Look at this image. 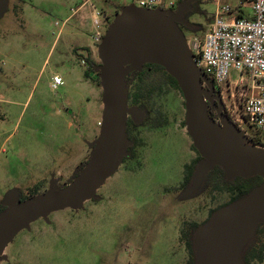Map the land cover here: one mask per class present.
<instances>
[{"label": "rangeland", "instance_id": "1", "mask_svg": "<svg viewBox=\"0 0 264 264\" xmlns=\"http://www.w3.org/2000/svg\"><path fill=\"white\" fill-rule=\"evenodd\" d=\"M190 1L192 10L186 18L193 27L184 34L190 41L203 38L218 7L229 6L232 18L238 10L245 17L251 14L248 0ZM133 4L132 0H8L0 15V206L12 191L23 196L43 193L52 177L58 186L68 184L87 162V144L99 134L102 90L95 80L97 72L84 77L89 68L79 56L99 65L91 39L94 21L104 35L115 13ZM153 73L157 79L159 74ZM55 75L63 85L52 90ZM220 92L224 113L250 137L241 89L222 87ZM141 111L144 119L137 125L141 145L135 159L121 163L106 180L97 191L99 200L84 203L77 212L52 213L48 223L31 224L6 247V260L0 264L188 262L183 225H201L230 196L208 195L202 187L186 195L189 186H180L184 167L197 155L176 90L165 87L155 100L153 112H160L166 121L162 128H149V114Z\"/></svg>", "mask_w": 264, "mask_h": 264}, {"label": "water", "instance_id": "2", "mask_svg": "<svg viewBox=\"0 0 264 264\" xmlns=\"http://www.w3.org/2000/svg\"><path fill=\"white\" fill-rule=\"evenodd\" d=\"M8 0H0V15ZM191 1L180 2L174 11L120 8L97 46L99 65L94 66L101 87L102 114L97 139L88 143L89 158L77 175L63 187L50 182L43 193L20 201L19 193L7 194L0 212V263L14 238L38 220L48 221L52 213L83 209L84 203L99 199L97 191L113 176L131 145L126 136L128 117L139 124L144 115L128 106L126 78L144 65L164 69L175 82L183 99L184 126L192 147L201 157L196 164L186 195L198 191L206 175L219 167L227 180L259 177L262 182L244 198L216 211L193 235L195 264H244L242 254L256 228L264 223V147L248 138L224 113L214 84L197 69L186 38L178 24ZM209 105L217 121L210 118Z\"/></svg>", "mask_w": 264, "mask_h": 264}, {"label": "built area", "instance_id": "3", "mask_svg": "<svg viewBox=\"0 0 264 264\" xmlns=\"http://www.w3.org/2000/svg\"><path fill=\"white\" fill-rule=\"evenodd\" d=\"M132 1L134 6L148 10L171 11L177 7L175 0ZM249 4L248 17L232 18L229 6L218 7L203 38L186 41L197 69L214 85L241 89L244 121L264 135V0H249ZM235 13L240 15L239 10ZM102 37L99 23L94 21L93 43L98 46ZM62 85L59 76L51 78L52 90Z\"/></svg>", "mask_w": 264, "mask_h": 264}, {"label": "trees", "instance_id": "4", "mask_svg": "<svg viewBox=\"0 0 264 264\" xmlns=\"http://www.w3.org/2000/svg\"><path fill=\"white\" fill-rule=\"evenodd\" d=\"M180 2L181 1L177 2V5ZM241 16H243L242 12L240 13V15H238V17H241ZM79 57L83 60V62L89 68L84 73V77L88 78L89 76L88 72L95 73L94 63L87 57H84L81 55ZM154 71H156V73L159 74V76L156 77L157 79H154L155 78L154 77L155 73H153ZM96 76L97 78L95 80L99 84L98 74ZM126 83L128 86V105L131 107H137L141 110L146 111V113L149 114V117L147 120L150 122L149 127L151 129L154 130V129L162 128L166 124V121L162 118V115L160 112L158 111L153 112L155 100L161 96L162 91L165 87L174 89L180 94V91L176 85V82L169 75L165 73L163 68L157 65L147 64L143 66L140 72H136L133 77L128 76L126 78ZM209 116L211 119H213L210 113H209ZM225 116L227 115L225 114ZM129 127H134V124L131 121H127L126 123L127 138L129 139V141H133L135 144L139 143L135 139L129 138V135H128ZM249 133L251 135L250 137H248L249 138L248 142L257 147H263L264 135H262L261 133L253 129L249 130ZM192 149L197 154V158L193 160L190 165H186L184 167L183 179L180 185L182 188H186L189 186L191 178L194 174L195 166L201 160V157L198 155V153L194 150L193 147ZM127 152L132 153V149H128ZM125 160L126 159H124V161ZM261 182L262 180L259 177H253L249 179L235 178L229 181L226 179L225 174L222 171V169H220L219 167H215L213 170H211L206 175L201 187L204 190H206V193L208 195L213 194L215 192L226 193L230 196V199L228 202L222 204L215 210L211 211L209 214V217L214 211L226 205H229L232 202H235V201H238L244 198L251 190L257 187ZM37 194H38L37 192L32 193V194L30 193L27 196H23L20 194L19 195L20 201L23 202L29 198L37 196ZM4 209L5 208L0 207V212H2ZM209 217L207 218V220L209 219ZM206 221H204V223ZM204 223H202L201 225H203ZM201 225H195L193 223L183 225L182 240L184 241L187 251L190 255V258L186 264H195L194 254L192 250V241H193L194 232ZM242 258H243L244 264H254V263L260 264L263 262L264 260V223L260 224L256 228L252 241L246 246V248L243 251Z\"/></svg>", "mask_w": 264, "mask_h": 264}, {"label": "flooded vegetation", "instance_id": "5", "mask_svg": "<svg viewBox=\"0 0 264 264\" xmlns=\"http://www.w3.org/2000/svg\"><path fill=\"white\" fill-rule=\"evenodd\" d=\"M191 10H192V8H190V10L188 11V12H186L184 15H183V20L185 21V24H181V23H179L178 24V26H179V28L181 29V31L183 32V34H185L187 31H189V30H191V28L193 27L192 26V24L187 20V15L191 12ZM171 11H174V10H171ZM109 26V24L107 25V27ZM107 29V28H106ZM185 36V35H184ZM220 87H218L217 85H214V92H213V95H215V96H218V97H220L221 98V95H220ZM208 111H209V113H210V115L212 116V118H213V120H215V121H217V115H216V111L214 110V108H213V106H211V105H209V108H208ZM127 121H131V119H130V117H128V119H127ZM132 122V121H131ZM143 122V120L140 122V123H142ZM148 123H150L149 121H147ZM133 123V122H132ZM139 123V124H140ZM144 123H146V122H144ZM134 124V123H133ZM139 124H134V127H129L128 128V135H129V138H131V139H135L136 141H138L139 143H137V144H135L133 141H130V143H131V145L128 147V149H132V153H128V157L127 158H125L126 160L125 161H132V160H134L135 159V154H136V149L138 148V146H140L141 145V143H140V138H139V130H138V126L137 125H139ZM150 128V127H149ZM127 136V135H126ZM248 138V137H247ZM129 140V139H128ZM248 141H249V139H248ZM197 155V154H196ZM124 162V159H123V161H122V163ZM52 181H53V187H56V188H60V187H63V186H65V184L64 185H62V186H58L57 185V183H56V181L53 179V177H52ZM50 184V183H49ZM20 198V197H19ZM99 200V199H98ZM98 200H96V201H98ZM0 207H2V206H0ZM4 208V207H3ZM5 210V209H4ZM72 211V210H71ZM43 221V220H42ZM43 222H45V221H43ZM45 223H48V221L47 222H45ZM25 232H27V231H25Z\"/></svg>", "mask_w": 264, "mask_h": 264}, {"label": "crops", "instance_id": "6", "mask_svg": "<svg viewBox=\"0 0 264 264\" xmlns=\"http://www.w3.org/2000/svg\"><path fill=\"white\" fill-rule=\"evenodd\" d=\"M248 1H249V0H248ZM177 2H178V1H177ZM181 2H182V1H181ZM249 5H250V4H249ZM241 12H242V11H240L239 14H240ZM84 13H85V12H84ZM85 15H86V14H83V17H85ZM236 16H238V14H236ZM243 16L245 17L244 14H243ZM210 23H211V22H210ZM55 76H57V75H55ZM0 99H1V97H0Z\"/></svg>", "mask_w": 264, "mask_h": 264}]
</instances>
